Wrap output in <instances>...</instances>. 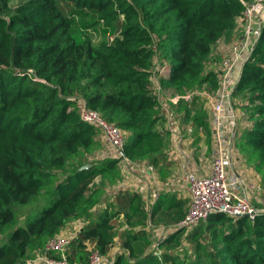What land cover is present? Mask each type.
Here are the masks:
<instances>
[{
	"label": "trees",
	"instance_id": "trees-1",
	"mask_svg": "<svg viewBox=\"0 0 264 264\" xmlns=\"http://www.w3.org/2000/svg\"><path fill=\"white\" fill-rule=\"evenodd\" d=\"M252 1L23 0L12 7L11 0H0V235L15 222L17 205L49 190L52 198L33 220L0 236V264H24L83 216L87 223L66 251L70 262L88 264L90 245L111 255L120 237L112 264H264V211L254 219L213 213L187 234L178 229L161 239L159 253L145 229L140 194L119 192L111 207L89 213L97 198L90 185L98 175L115 174L118 160L67 168L101 136L98 126L82 119V103L72 97L78 91L88 107L126 131L127 157L168 164V138L155 130L154 61L169 63L165 88L183 92L207 81L217 88L215 75L204 73L210 52L232 36ZM90 31L103 39L93 42ZM234 94L248 101L250 121L238 144L262 172L264 187V24ZM194 120L209 130L202 116ZM62 169L66 175L58 177ZM188 207V199L166 193L151 218L170 225ZM184 233L193 255L182 257L177 248Z\"/></svg>",
	"mask_w": 264,
	"mask_h": 264
},
{
	"label": "built area",
	"instance_id": "built-area-1",
	"mask_svg": "<svg viewBox=\"0 0 264 264\" xmlns=\"http://www.w3.org/2000/svg\"><path fill=\"white\" fill-rule=\"evenodd\" d=\"M238 19H241L244 26H241L242 36L239 43L231 50L229 57L222 61L223 84L222 87H219L215 99L210 102L211 117L209 122L213 138L211 159L208 165L202 162L201 158V162H196V152L193 145L195 138L193 139V135H188L185 137L186 139H182L184 136L180 131L179 124L174 122V127H171L174 146L171 155L167 157V162L172 164V159L179 162L176 165L175 176L171 180L163 182L161 177L157 175L158 165L153 163L137 164L131 167L132 170L140 174V178L135 180L134 177H131L130 184L131 186H144L143 190L137 191L143 202L151 201L154 206L160 195L168 190L177 191V194H183L189 199V207L185 217L175 222L171 227L161 229L162 237L156 241L153 239L152 247L159 253L158 243L161 239L178 229L194 228L199 223L206 221L209 215L213 213L223 212L234 218L248 216L250 219H254L260 212L252 202L249 193L254 184L249 181V176L239 172V169L242 168V156L240 152H237V144L239 136L250 125V121L248 116L243 113L241 115L234 108L231 104V98L234 97V89L240 79L243 65L250 58L261 33L264 24V0L246 3L243 14ZM237 66L238 69L234 74L233 71ZM156 74L161 77L160 83H157L158 90L164 89L162 81L169 78L170 75V66L166 60L161 62L156 59L154 61L151 74L152 82ZM182 97L186 98L184 95L177 96L172 100H179ZM80 115L87 123L100 128L105 143L111 151V154L103 155L104 159L114 158L118 160V165L122 168L131 164L130 158L124 153L125 136L118 126L104 119L98 111L88 107L85 101L81 105ZM187 129L192 130L189 125ZM155 130L165 135V131L163 132L162 129L155 128ZM125 189L119 192H125L123 191ZM147 208L145 206L146 210ZM152 208L150 209V216ZM71 241L70 237L59 233L47 242L41 254L25 264H79L70 262L66 256ZM89 248L91 253L88 264L113 263V258L110 255L100 253L93 245H90ZM52 252L60 253L61 257L53 256Z\"/></svg>",
	"mask_w": 264,
	"mask_h": 264
},
{
	"label": "rangeland",
	"instance_id": "rangeland-1",
	"mask_svg": "<svg viewBox=\"0 0 264 264\" xmlns=\"http://www.w3.org/2000/svg\"><path fill=\"white\" fill-rule=\"evenodd\" d=\"M23 0H11L10 4L12 7L21 3ZM242 21L241 19L237 20L236 27L233 31V34L229 38H222L219 42H217L208 57L207 63L205 65L204 73L212 72L215 75L217 81V88L210 83V81L203 82L195 85L192 89H187L186 91L180 92L175 90L174 88H165L158 90L157 83H160V75L156 74L153 82H152V93L157 97L156 99V109L158 115V121L155 123L156 129H162L165 136L168 138V144L171 143V146L168 147L166 151V156H170L173 149V132L171 127H174V122H178L180 131L184 137L182 139H186L185 137L188 135H193V139L197 137H205V141L203 140L201 143H198L199 153L201 154L202 160L208 165L210 162L211 156V148L209 147L212 142L213 133L212 129L207 130L204 126H199L195 122V118L197 116H202L203 119L207 122V127L210 126V117H211V106L210 102L215 99L217 95V91L219 87H222L223 84V71L221 70L222 61L224 58L229 57L231 50L239 43L241 34H242ZM244 27V26H243ZM89 34L92 37L93 42L99 43L103 39L102 33L97 31H90ZM156 59V58H155ZM236 69H234L233 73L235 74ZM162 74V73H161ZM186 96L182 97L179 100H172L177 96ZM234 97L231 98V104H233L234 108L242 115V113L248 116L245 111V105H247L248 101H244L241 96H237L233 93ZM73 98L80 101V104L85 101L83 95L78 91L72 95ZM82 105V104H81ZM188 118H185V116ZM249 123V122H248ZM250 124V123H249ZM192 128L191 131L187 129V126ZM210 131V132H209ZM123 134L126 138V131H123ZM242 136V135H241ZM239 136V137H241ZM194 148L196 147V141L193 142ZM209 147L210 149L208 150ZM208 150V151H207ZM197 152V150H195ZM237 152H240L242 159V168L239 169V172L249 176V181H251L254 186L250 188L249 193L250 197L254 205L261 211H264V187H263V174L256 169L254 161H251L250 156L247 154L244 149L240 147V144H237ZM111 154L107 144L105 143L104 137L101 133V136H98L97 144L88 149L84 150L81 153L72 156L70 159V163L67 168H71L73 166L78 165L80 162L83 163H99L104 161L103 155ZM131 164L122 168L118 165L116 173L113 172L106 173L105 175H98L94 182L90 185V192L96 193V200L94 204L89 208V213L93 214V216L97 215L100 211H103L104 208L111 207L112 204L115 203V197L119 193L120 190L125 189L123 191H127L130 193H138L137 191H141L144 189V186L134 185L131 186L130 181L131 177H134L135 180H139L140 174L132 170L131 167L137 164L147 165L152 163V161L148 158L143 159H131ZM199 161V160H197ZM172 164H163L159 163L157 169V175L161 177L163 182H167L171 180L176 172H177V164L179 162H175L173 159L171 160ZM122 165V163H121ZM66 168V169H67ZM58 170V177H61L63 173H66L67 170ZM143 180V179H141ZM56 182V181H54ZM50 187V186H49ZM50 191V190H49ZM49 191H45L42 195L33 199L29 204L26 205H17V218L13 225L7 227L4 232L0 235L2 238L6 236L8 232L12 230V228L17 226L26 225L29 221L33 220L35 217L39 215L41 210L50 206L52 204V198H49ZM174 193H169L170 195H175L178 197V200L188 199L187 196L183 194H177V191H173ZM139 194V193H138ZM163 195V194H162ZM161 196V195H160ZM153 199V198H152ZM189 200V199H188ZM155 205V204H154ZM145 206L148 207L147 210ZM143 207L145 212L148 215V219L146 220L147 225L145 229H147L148 233L155 241L162 237L163 233L161 229H165L166 227H171L174 223L166 225L165 223H161L158 225L156 219L151 218L150 209L153 206V203L149 201L148 203L143 202ZM112 209V208H110ZM120 220L124 219L123 215L120 216ZM86 216L82 218H77L75 220L70 221L61 231L62 234L67 235L72 240L76 237L79 232V229L82 228L87 223ZM127 227V226H126ZM195 228V227H194ZM125 228H121L120 231H123ZM185 233L193 230L191 229H183ZM184 233V235H185ZM1 238V239H2ZM121 241L120 237H117L115 245L112 247L111 258H114V255L120 251L119 243ZM182 246L177 248V252H179L182 257L185 254L193 255L192 245L189 240H187L186 235L182 241ZM159 251H162L163 248L158 247ZM43 250L37 249L34 254H32L27 260H32L37 257L38 254H41ZM25 262V263H26ZM24 263V264H25Z\"/></svg>",
	"mask_w": 264,
	"mask_h": 264
},
{
	"label": "crops",
	"instance_id": "crops-1",
	"mask_svg": "<svg viewBox=\"0 0 264 264\" xmlns=\"http://www.w3.org/2000/svg\"><path fill=\"white\" fill-rule=\"evenodd\" d=\"M208 129H211V127H209L208 126ZM205 137H197V138H195V141H196V147H195V150H197V152L195 153L196 154V162H197V160H199L200 161V158L202 159V156H201V154L200 155H198V153L200 152L199 151V147H198V143H201L203 140L205 141V139H204ZM194 145V144H193ZM169 146H171V143H169L168 144V147ZM211 146H212V142H211V145L209 146L210 148H211ZM168 147L166 148V150H165V153H166V151H167V149H168ZM209 147H207L208 148V150L210 149ZM207 150V151H208ZM166 158H167V156H166ZM167 160V159H166ZM201 162V161H200ZM202 162H204V161H202ZM205 163V162H204ZM166 193H174L172 190H168V191H166L165 193H163V194H166Z\"/></svg>",
	"mask_w": 264,
	"mask_h": 264
},
{
	"label": "water",
	"instance_id": "water-1",
	"mask_svg": "<svg viewBox=\"0 0 264 264\" xmlns=\"http://www.w3.org/2000/svg\"><path fill=\"white\" fill-rule=\"evenodd\" d=\"M90 165H91V164H89V163H88V164H86V165L82 166L81 168H89V167H90ZM261 211H262V210H261Z\"/></svg>",
	"mask_w": 264,
	"mask_h": 264
}]
</instances>
